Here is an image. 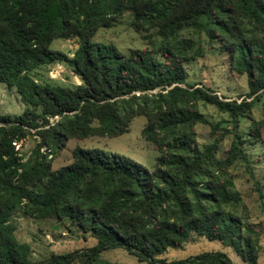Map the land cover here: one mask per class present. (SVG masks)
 Masks as SVG:
<instances>
[{
	"label": "trees",
	"instance_id": "16d2710c",
	"mask_svg": "<svg viewBox=\"0 0 264 264\" xmlns=\"http://www.w3.org/2000/svg\"><path fill=\"white\" fill-rule=\"evenodd\" d=\"M127 12L144 32L145 47L125 53L92 40ZM75 36L72 56L51 48L55 39ZM207 50L227 53L229 70L246 76L247 98L227 100L187 83L186 64ZM55 62L67 63L81 83L38 82L34 69ZM0 82L27 105L17 116L0 115V264H39L15 234L19 213L67 219L97 239L87 250L53 254L46 264H124L100 258L119 247L149 264H235L220 250L160 257L192 234L258 264L260 233L230 168L241 161L252 174L245 145L263 137L264 117L256 119L253 107L264 95V0H0ZM199 101L228 113L230 128L206 119ZM137 116L146 117L142 136L160 152L153 169L80 145L70 164L53 167L70 138L115 137ZM241 118L249 120L246 135ZM198 122L224 135L200 146ZM31 133L38 141L23 156L16 143ZM226 135L230 146L219 155Z\"/></svg>",
	"mask_w": 264,
	"mask_h": 264
},
{
	"label": "rangeland",
	"instance_id": "374dc122",
	"mask_svg": "<svg viewBox=\"0 0 264 264\" xmlns=\"http://www.w3.org/2000/svg\"><path fill=\"white\" fill-rule=\"evenodd\" d=\"M132 15L125 13L119 22L112 28H101L92 38L93 41L111 42L127 53L131 48H143L147 45L143 38V31L135 29L131 25ZM78 37L67 39H55L52 49H59L69 56H72L78 46ZM206 46V44L204 43ZM188 71L187 83L198 87H209L218 92L227 100H238L247 98L248 85L246 76H238L229 70L227 53H212L207 50L204 57L190 61L186 64ZM34 77L38 82H49L51 84L74 87L81 83L80 77L65 62L43 64L34 69ZM197 109L204 114L210 122L221 127L230 128L231 122L228 113L219 110L214 105L199 101ZM264 95L253 107V115L256 119L264 117ZM27 105L22 101L15 88L8 87L0 82V115L17 116L26 109ZM40 111V109H38ZM58 116L50 117L54 123ZM145 116L135 117L127 132L110 137L108 135H95L86 139L70 138L65 147L52 158L55 169L63 167L72 162V150L76 145L84 148H96L108 154H117L125 158L140 162L149 169H153L156 157L160 154L156 145L145 140L142 136V129L146 125ZM249 120L241 118L240 131L243 135L248 134ZM33 131V130H32ZM196 141L204 146L213 141L216 135H224L222 129L215 134L212 133L211 125L198 122L195 125ZM263 137L254 144L245 145L249 158V166L252 174L247 171L243 162H236L231 168L236 188L240 191L245 204L249 208V219L260 233V257L258 264H264V127ZM230 135L222 138L219 155H224L230 146ZM38 137L35 134H28L24 139L16 143V149L25 156L36 146ZM51 157V156H49ZM257 182L261 190L257 189ZM262 193V196L261 194ZM15 234L18 240L30 244L32 249L31 259L39 264H46L45 261L53 254H66L77 250H87L94 246L97 239L90 233L84 232L81 228L67 219L61 220L56 216L48 218L25 217L19 213L14 220ZM224 251L235 264H248L229 246H224L217 239H208L204 236L192 234L191 239L180 247H171L160 257L167 260L182 259L204 251ZM100 258L112 263L124 264H149L146 261L138 260L134 255L124 248L107 249L100 254ZM72 264H81L77 259Z\"/></svg>",
	"mask_w": 264,
	"mask_h": 264
}]
</instances>
